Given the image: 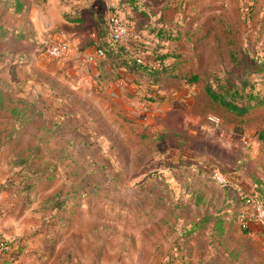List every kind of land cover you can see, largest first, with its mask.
Masks as SVG:
<instances>
[{
  "label": "rangeland",
  "instance_id": "1",
  "mask_svg": "<svg viewBox=\"0 0 264 264\" xmlns=\"http://www.w3.org/2000/svg\"><path fill=\"white\" fill-rule=\"evenodd\" d=\"M18 1L19 12L0 0V235L12 264H264L252 219L264 102L237 118L204 92L246 78L252 104L264 96V0ZM112 15L128 43L168 40L136 54L158 65L169 48L174 78L88 60ZM60 41L70 53L47 57ZM117 73L131 119L110 96Z\"/></svg>",
  "mask_w": 264,
  "mask_h": 264
},
{
  "label": "trees",
  "instance_id": "2",
  "mask_svg": "<svg viewBox=\"0 0 264 264\" xmlns=\"http://www.w3.org/2000/svg\"><path fill=\"white\" fill-rule=\"evenodd\" d=\"M13 9H15L17 12L20 11L22 5L18 0H15L14 4L12 5ZM160 29H163V27H160ZM153 39V38H151ZM146 40V38H145ZM153 40L157 41V47L152 50V52H156L158 48H160L161 43L168 42L161 41L159 38H155ZM172 40V39H171ZM169 40V41H171ZM135 46V45H134ZM134 46H132L130 43L125 42L124 44H120L117 42H114L109 37H106L99 48L104 53V59L109 62L110 66H114L117 68H123L127 73L129 74H136L140 77L145 78L149 82L152 83H158L160 77L165 78H174V66L175 62L177 60L178 55L169 53V48L166 49L165 53L158 54V59L156 62L158 65H149L143 60L140 59V56L136 54V52L140 49H146L147 47L144 46V43H137V48L135 49ZM150 47V45L148 46ZM151 48V47H150ZM250 59H253L254 53L250 54ZM173 58L170 66H164V61L168 58ZM139 60V61H138ZM141 60V61H140ZM242 57L235 58V56L230 55V61L232 63H240L242 62ZM258 58H256V61ZM261 70H264V63L262 62ZM169 69V71H167ZM248 73V71L246 72ZM250 73H253L251 71ZM198 80L197 75H193L190 78H188L189 83H195ZM248 84L246 78H243L240 80V87L235 86L232 87H225V86H219L218 88H212L211 85H209L207 82L204 85V92L206 96L210 99V102L216 103L220 108L224 109L226 112L232 114L233 116L237 118H242L245 116L251 108H253L255 105H261L264 102V96L261 98V100H257L256 104H252V101L256 100V97L251 93V84L249 83V90L245 89V86ZM257 139L260 141L264 140V128H261L257 133Z\"/></svg>",
  "mask_w": 264,
  "mask_h": 264
},
{
  "label": "built area",
  "instance_id": "3",
  "mask_svg": "<svg viewBox=\"0 0 264 264\" xmlns=\"http://www.w3.org/2000/svg\"><path fill=\"white\" fill-rule=\"evenodd\" d=\"M172 3V1H171ZM108 32L112 41L124 44L129 41L130 33L127 27L115 16L112 15L108 19ZM69 51L68 45L63 42L48 44L44 49V54L52 59H60ZM104 55L101 49H96L92 56L88 57L89 61H93L96 57L102 58ZM142 60V59H141ZM140 60V61H141ZM139 61V60H138ZM213 178L221 185L225 184V178L220 173H214ZM254 196H251V199ZM252 219L254 222L264 223V205L253 202ZM8 243L5 238L0 235V264H12L13 258L8 256Z\"/></svg>",
  "mask_w": 264,
  "mask_h": 264
},
{
  "label": "crops",
  "instance_id": "4",
  "mask_svg": "<svg viewBox=\"0 0 264 264\" xmlns=\"http://www.w3.org/2000/svg\"><path fill=\"white\" fill-rule=\"evenodd\" d=\"M132 42L130 43L132 46L133 45H136L137 44V41H138V43L139 44H141V43H144L145 45V47H147V49L148 50H150V51H152V50H154L156 47H157V45H156V43H157V41H156V43L155 42H151V41H149V40H145V36H141V38H139L138 40H136V39H134V40H131ZM162 44V43H161ZM150 45V47H148ZM96 49H100V48H96ZM95 49V50H96ZM94 50V51H95ZM70 51V50H69ZM94 51H92V49L90 50V55L89 56H92L93 55V53H94ZM154 52V51H153ZM68 53H70V52H68ZM104 58V57H103ZM97 59H101V58H99V57H96L92 62H94L95 60H97ZM99 65H101V64H99ZM102 67H104V68H106V69H109L110 68V66H109V62L106 60H104L103 62H102ZM98 77H101V75L100 74H98ZM126 78V75H124V73L123 74H116V76H114V78L112 77L111 79L112 80H109L108 81V84H112V88L110 89V96H111V98H112V100H115V101H118V103L120 104V105H118L119 107H121V109L123 110V111H125L124 113H125V117H127V118H129V119H131L130 118V113H132L133 114V112L132 111H130V107H128V106H126V104L125 103H123L122 101H121V99H122V97H123V93H124V89H123V87L121 86V85H125L124 84V82H123V79H125ZM115 85V87H117L116 89L114 88V85ZM133 86L134 87H136L134 84H133ZM121 102V103H120ZM149 113H152L151 111H152V109L151 108H148V110H147ZM117 120V118L115 117V116H113V115H111V119L110 120H108V122H113V121H116ZM117 122H121V121H118L117 120ZM249 194V196L251 197V196H253L254 194H253V192H250V193H248Z\"/></svg>",
  "mask_w": 264,
  "mask_h": 264
}]
</instances>
